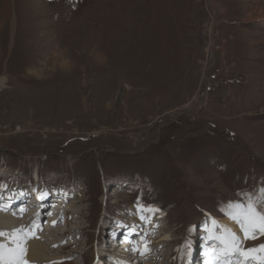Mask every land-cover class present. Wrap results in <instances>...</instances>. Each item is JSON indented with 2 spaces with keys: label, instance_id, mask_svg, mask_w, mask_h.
Instances as JSON below:
<instances>
[{
  "label": "rangeland",
  "instance_id": "374dc122",
  "mask_svg": "<svg viewBox=\"0 0 264 264\" xmlns=\"http://www.w3.org/2000/svg\"><path fill=\"white\" fill-rule=\"evenodd\" d=\"M262 188L264 0H0V203L29 202L5 252L53 229L54 263L264 261Z\"/></svg>",
  "mask_w": 264,
  "mask_h": 264
},
{
  "label": "bare ground",
  "instance_id": "6f19581e",
  "mask_svg": "<svg viewBox=\"0 0 264 264\" xmlns=\"http://www.w3.org/2000/svg\"><path fill=\"white\" fill-rule=\"evenodd\" d=\"M58 60H60V59L58 58ZM63 66H60V67H63ZM2 82H5V79H3ZM17 200L19 202L21 201L20 199H17ZM14 203H17V202L15 201ZM52 204H55L54 205L55 208L59 205V204L57 205V202L56 203L55 202H52ZM28 206H29V202L28 203H25L22 206L21 205H19V206L16 205L15 208L11 209L10 205H7L5 202H1L0 203V210H5V211H7V212H9L11 214L10 215L11 216L10 219L7 216L6 217H3V216L0 217V227H2V228H8L7 226H9V225L11 226V224H9V223H11V221H13V223H12V227L13 228H10V231H15V232H9V237H10L11 240H12V238L13 239L16 238L18 241L20 240L21 242L22 241L25 242V239H26V241H29L27 239V237H25L24 232L17 231L18 229L24 231V229L22 228V224L21 223H17V222H19L17 216L18 215L19 216L21 215V217H23L22 214L24 213V211H22L21 208H23V210H25ZM44 206H46V205H44ZM43 207H42V210H39L38 209L39 212H42V213H40L39 218H42V215H44V216L47 215V213H44L43 212L44 211ZM31 209H34V207L31 208ZM34 213L35 214H38L37 211L35 212V210H33V212L31 214H34ZM31 214L29 213V215H31ZM34 215H32L33 218H35ZM23 220H24V217H23ZM220 220L221 221H219V223L223 226L224 229H229L232 232H234L235 234H237V230H236V228H235V226L233 225L232 222H230L227 219H224V220L220 219ZM36 221H37V217H36L35 222ZM53 221H54V218H51L50 221L47 223L48 225H46L45 228L52 229L53 227L52 226L50 227L49 225H50V223L53 224L52 223ZM27 225L28 224H26V227H27ZM37 225H38V223H35L34 224V227L36 229L35 232L38 234V231H37L38 228H36ZM47 229H46V231H47ZM32 230H34V228H32ZM149 231H151V229H149ZM47 233H49V234L51 233V235L50 236L49 235H45V236L43 235L39 239L31 241V243L29 244V247L26 248V255H25L26 256V258H25L26 259L25 260L26 261V264H62V262H56V263H54L52 261H55V260L49 258L50 257V254L48 252L47 242H49V239H52V240H55V242H58V238L59 237H55L54 236V234L56 232L53 229L51 230V232H47ZM52 233H54V234H52ZM31 235L33 237L35 236V234H31ZM226 235L227 234L225 233L224 236H226ZM16 236H18V237H16ZM0 244H1V242H0ZM128 245L131 247V244H126V242H124V245L122 244V246H128ZM5 251H6V249L3 248V253H4L3 258L4 259L0 260V262L9 259V254L10 253H7ZM260 251L261 250H258L257 252H255L254 254H251L250 256H249V254L242 256L240 258L241 259V264H264V261L261 260L262 256H261ZM233 252L236 253L234 250L228 251L227 254H225V253H219V255L221 256L220 260H224L225 259V255H227V258L230 257V261L233 260V259H236V258L240 257L237 254H236L237 256L234 255ZM238 253H239V248H238ZM213 254H215V253H213ZM200 257H202L201 254H199V256H197V258H200ZM116 264H124V263H121V262H118L117 261Z\"/></svg>",
  "mask_w": 264,
  "mask_h": 264
},
{
  "label": "snow or ice",
  "instance_id": "6c2138e0",
  "mask_svg": "<svg viewBox=\"0 0 264 264\" xmlns=\"http://www.w3.org/2000/svg\"><path fill=\"white\" fill-rule=\"evenodd\" d=\"M261 191L264 192V188H262ZM228 208L232 211H228L227 215L239 226L241 230H244L245 232L247 231L246 221H249L258 211L257 206L255 202L251 199V197H249L248 202L246 204L241 202L230 203L228 205ZM259 217L261 221H264V209L259 210ZM141 219H146V217L141 216ZM213 223L215 224V222ZM217 231H219V229H217ZM224 231L227 234L225 237L216 236L214 237V239L221 241L225 254H227L228 251H231L233 249L238 250L239 245L241 243L238 236L229 229H224ZM0 235L3 234L0 233ZM3 247V245H0V260L3 259L4 255ZM134 250L140 252L139 248ZM149 251L150 249H148L145 244L144 250L140 252V254L145 255ZM25 255L26 248L18 245L16 250L10 252L9 259L4 260L3 264H26V261L24 259ZM226 258L227 255H225V260ZM209 264H220V261L218 259H213L209 261Z\"/></svg>",
  "mask_w": 264,
  "mask_h": 264
}]
</instances>
